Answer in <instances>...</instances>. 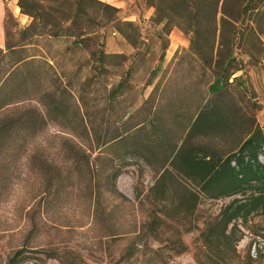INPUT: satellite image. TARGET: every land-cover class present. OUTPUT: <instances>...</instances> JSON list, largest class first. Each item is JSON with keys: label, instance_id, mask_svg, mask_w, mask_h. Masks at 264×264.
Returning a JSON list of instances; mask_svg holds the SVG:
<instances>
[{"label": "rangeland", "instance_id": "374dc122", "mask_svg": "<svg viewBox=\"0 0 264 264\" xmlns=\"http://www.w3.org/2000/svg\"><path fill=\"white\" fill-rule=\"evenodd\" d=\"M20 1L0 0V76L20 59L34 61L12 89L22 112L33 106L44 111L39 99L23 100L41 98V84L51 75L43 57H56L57 71L63 73L73 70L70 59L83 61L84 56L65 53L70 41L50 37V28L44 29L49 20L62 19L66 8H50V0H25L26 12L35 18ZM99 1L117 10L85 0L81 7L88 17L81 25L99 30L107 53L121 54L112 60L119 65L114 73L120 75L134 62L129 93L139 98L136 108L153 91L163 100L165 115H172L165 144L183 135L185 155L226 158L257 128L264 135V0ZM48 13L56 18L39 16ZM192 42L201 50L195 51ZM237 70L238 80L228 84ZM221 76L224 88L210 90ZM200 109L204 121L190 128ZM56 129L51 124L47 132L54 136ZM156 167L139 159L123 164L117 186L133 203L123 216L119 210L111 217L101 212L91 217L82 196L67 204L64 196L39 234L30 231L27 189L1 196L0 264H264V216L252 215L246 227H239V242H228L216 227L224 209L241 195L202 197L194 213L186 215L178 200L189 190L198 193V186L169 177L163 192L153 193ZM169 170L176 175L180 169ZM137 192L142 194L138 200Z\"/></svg>", "mask_w": 264, "mask_h": 264}, {"label": "trees", "instance_id": "16d2710c", "mask_svg": "<svg viewBox=\"0 0 264 264\" xmlns=\"http://www.w3.org/2000/svg\"><path fill=\"white\" fill-rule=\"evenodd\" d=\"M83 1L49 2L50 8H66L67 12L56 23L49 20L45 24V30L50 28L46 34L68 39L70 44L65 53L74 57L82 54L84 60L70 59L73 70L59 73L57 58L43 57L51 75L41 84V98L34 95L23 100L39 99L44 111L33 106L22 112L12 89L22 70L34 66V61L20 59L0 76V197L20 187L27 189L30 231L37 234L47 226L55 208L63 204L64 196L65 204L82 196L88 202L91 217L99 212L111 217L119 210L123 216L133 203L119 191L117 180L124 163L139 159L147 166H159L154 169L158 178L153 193H162L169 177L180 185L191 182L198 186V193L189 190L178 200V208L186 215L194 213L202 197L222 199L241 195L242 199H234L224 209L216 225L228 242H239L243 235L239 227H246L252 215L264 216L263 130L257 128L238 152L226 158L185 155L183 135L165 144L171 130L168 123L171 113L166 116L163 100L153 97L154 91L143 97L142 105L136 108L139 98L129 93L134 62L120 75L114 73L119 65L112 60L122 56L104 50L99 30L83 28L81 23L88 17L81 7ZM86 1L117 10L99 0ZM20 5L26 12V1L21 0ZM26 14L35 17L33 12ZM39 16L56 18L50 13ZM192 48L201 50L196 42H192ZM238 72L232 73L228 84L238 80ZM116 76L119 80L115 82ZM224 80L223 76L218 78L210 90L223 89ZM203 110L200 109L190 128H198L204 121ZM51 124L58 131L54 136L47 132ZM169 167L180 170L174 175ZM141 196L138 193L136 199ZM220 234L208 235L207 239L212 241ZM253 261L249 256V262Z\"/></svg>", "mask_w": 264, "mask_h": 264}, {"label": "crops", "instance_id": "0c3cea01", "mask_svg": "<svg viewBox=\"0 0 264 264\" xmlns=\"http://www.w3.org/2000/svg\"><path fill=\"white\" fill-rule=\"evenodd\" d=\"M192 45V44H191Z\"/></svg>", "mask_w": 264, "mask_h": 264}]
</instances>
